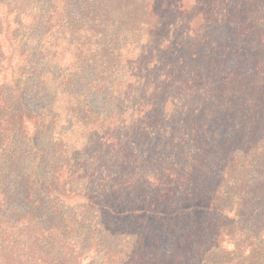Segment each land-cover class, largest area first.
<instances>
[{
	"label": "trees",
	"instance_id": "obj_1",
	"mask_svg": "<svg viewBox=\"0 0 264 264\" xmlns=\"http://www.w3.org/2000/svg\"><path fill=\"white\" fill-rule=\"evenodd\" d=\"M224 3L0 0V264H264V106L205 48Z\"/></svg>",
	"mask_w": 264,
	"mask_h": 264
},
{
	"label": "rangeland",
	"instance_id": "obj_2",
	"mask_svg": "<svg viewBox=\"0 0 264 264\" xmlns=\"http://www.w3.org/2000/svg\"><path fill=\"white\" fill-rule=\"evenodd\" d=\"M225 3L226 13L222 11V17L208 24L205 48H213L218 61L225 64L224 74L233 70L239 79L245 80L246 89L240 91L239 100L247 96L246 90L254 89L259 92L253 93L258 95L253 98L264 106V0H225ZM175 29L177 39L186 37V43L190 40L186 21ZM209 57V52L202 50L196 59L206 62Z\"/></svg>",
	"mask_w": 264,
	"mask_h": 264
}]
</instances>
